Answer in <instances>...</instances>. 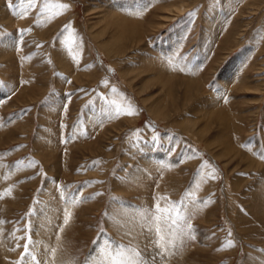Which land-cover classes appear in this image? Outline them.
Returning a JSON list of instances; mask_svg holds the SVG:
<instances>
[{
	"label": "rangeland",
	"instance_id": "374dc122",
	"mask_svg": "<svg viewBox=\"0 0 264 264\" xmlns=\"http://www.w3.org/2000/svg\"><path fill=\"white\" fill-rule=\"evenodd\" d=\"M130 249L264 264V0H0V264Z\"/></svg>",
	"mask_w": 264,
	"mask_h": 264
},
{
	"label": "snow or ice",
	"instance_id": "6c2138e0",
	"mask_svg": "<svg viewBox=\"0 0 264 264\" xmlns=\"http://www.w3.org/2000/svg\"><path fill=\"white\" fill-rule=\"evenodd\" d=\"M64 6L66 7V5H64ZM127 114L131 115L132 113L128 112ZM159 211H160V208H159V206H157V212H159ZM68 215H70V213H66L65 220H64L65 224L68 223ZM151 219H153V218H149V220H151ZM154 219L155 220H163V217L157 216V217H154ZM176 223H177L176 220L173 219L171 221L170 228L172 226L176 225ZM187 228L194 233V226L193 225L187 224ZM161 230L162 229L157 228L158 232H160ZM183 234L188 235V233H183ZM171 236H175V229L174 228L172 229ZM190 238H195L194 234ZM167 242L169 245H171L173 243L172 239H169ZM25 250H26V252L28 251L27 245H25ZM130 252H131V255H125L123 252L118 253V255L123 257L121 264H153V261L155 260V257H153V261H148V260L144 259L141 256V252L139 250H136V249H130ZM28 254L31 255L30 252ZM161 254L162 253H157V255H161ZM32 259L35 260V257H32ZM83 264H91V261L88 258H85V261L83 262Z\"/></svg>",
	"mask_w": 264,
	"mask_h": 264
},
{
	"label": "bare ground",
	"instance_id": "6f19581e",
	"mask_svg": "<svg viewBox=\"0 0 264 264\" xmlns=\"http://www.w3.org/2000/svg\"><path fill=\"white\" fill-rule=\"evenodd\" d=\"M102 15H103V14H102ZM112 18H113V17H112ZM116 19H117V18H116ZM105 20L107 21V19H105ZM114 20H115V19H114ZM119 20L121 21V23L124 22V21H122L121 19H119ZM115 22H116V21H115ZM122 25H123V24H122ZM118 26L120 27V25H118ZM127 27H128V26H127ZM121 28H122V26H121ZM131 28H132V26H131ZM117 29H118V28H117ZM134 33H135V31H134ZM116 36H117V35H116ZM55 219H56V218H55ZM47 229H48V228H47ZM53 229H54V228H51L50 231L53 230ZM141 231H142V230H141ZM144 233H145V232H144ZM149 233H150V232H149ZM147 236H149L148 233H147V235H146V233H145V236H143L144 239H145V245H149V244H150V242H149V241H150V238L148 239ZM150 236H151V235H150ZM150 236H149V237H150ZM137 239H138L139 243L142 242V233H141V232H138ZM153 240H154V239H153ZM43 252H44V251H43ZM44 253H45V252H44Z\"/></svg>",
	"mask_w": 264,
	"mask_h": 264
}]
</instances>
